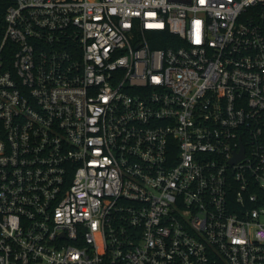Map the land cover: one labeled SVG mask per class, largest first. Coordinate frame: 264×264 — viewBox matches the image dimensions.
<instances>
[{
  "label": "built area",
  "instance_id": "2783aa9c",
  "mask_svg": "<svg viewBox=\"0 0 264 264\" xmlns=\"http://www.w3.org/2000/svg\"><path fill=\"white\" fill-rule=\"evenodd\" d=\"M0 264H264V0H0Z\"/></svg>",
  "mask_w": 264,
  "mask_h": 264
},
{
  "label": "trees",
  "instance_id": "16d2710c",
  "mask_svg": "<svg viewBox=\"0 0 264 264\" xmlns=\"http://www.w3.org/2000/svg\"><path fill=\"white\" fill-rule=\"evenodd\" d=\"M153 47H165L167 44L163 42L151 41Z\"/></svg>",
  "mask_w": 264,
  "mask_h": 264
},
{
  "label": "water",
  "instance_id": "95a60500",
  "mask_svg": "<svg viewBox=\"0 0 264 264\" xmlns=\"http://www.w3.org/2000/svg\"><path fill=\"white\" fill-rule=\"evenodd\" d=\"M243 155H244V149L242 148L241 151L236 153V156L233 158V161L240 159L241 157H243Z\"/></svg>",
  "mask_w": 264,
  "mask_h": 264
}]
</instances>
